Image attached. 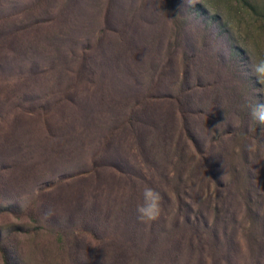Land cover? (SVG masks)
I'll list each match as a JSON object with an SVG mask.
<instances>
[{
  "label": "rangeland",
  "instance_id": "rangeland-1",
  "mask_svg": "<svg viewBox=\"0 0 264 264\" xmlns=\"http://www.w3.org/2000/svg\"><path fill=\"white\" fill-rule=\"evenodd\" d=\"M110 1L0 0V27L21 32L16 45H4L0 38V264H149L146 260H131L122 249L117 250L126 242L125 233L121 231L117 235L110 225L94 219L93 213L99 209L93 204L92 193L99 190L95 197L102 207L100 212L105 214L109 208L107 198L121 193V187L116 192L109 189V184L116 187L120 181L123 186L125 181L121 182V176L106 171L100 178H90L89 189L80 181L82 172L96 163L98 167L116 166L125 156L130 159L118 139H113L107 152L101 145L108 139L109 131L121 134L123 121L137 115L133 112L134 103L147 94L159 99L175 97L184 84L194 88L201 83V86H213L218 92L224 88L226 91L221 92H226V98L221 95V103L211 108L214 111L210 115H222L227 125L215 128V124L210 125L201 117L190 122L203 152L212 134L222 138L227 133L238 134L237 148L240 149L250 144L258 147L256 142L247 144L245 140V135L256 131L264 144V124L251 115L253 106L264 103V83L258 82L252 72V66L264 60V0H121L120 9L113 3L111 6ZM65 11L66 20L61 17ZM122 20L127 24L125 30L120 29ZM52 21H56L55 26ZM42 22L46 26L44 32L36 29ZM112 23L117 34L102 37L100 33L112 28ZM73 25L77 26L71 34L77 40L72 44L76 51L89 46L93 54L88 62L95 66L100 81L95 90L102 87L109 97L105 110L97 105L93 107L91 96L96 92L90 95L89 90L94 87L81 88L79 81L74 86L76 79L62 77L64 70L74 71L77 65L71 57L61 64V74L54 73L64 80L60 84L63 87L55 86L51 75L43 74L48 70V60H44L42 51L46 41L49 37L69 36ZM119 35L127 37L129 44L146 60L138 70H130L134 63L131 60L128 63L126 58L118 60ZM105 58L112 60L110 65L102 63ZM161 72L162 81L158 79ZM36 73L43 75L42 79L36 80ZM53 86L57 94L54 100L50 95ZM202 92L197 91V99L203 98ZM189 95L190 98L181 96L182 105L188 106L189 111L192 105L198 114L208 110ZM31 104L39 112L48 108L50 113L35 117L28 116L27 112L22 114L20 108L27 109ZM236 107H240L244 116ZM155 108L151 109L153 124L146 120V112L136 117L153 127L144 131L155 136L146 146L150 156L156 158L161 156L156 141L161 138L158 132L164 127L160 123L163 116L169 126L175 121L176 129L183 123L178 111H173L172 118L171 104ZM220 108L229 113L216 114ZM94 116L99 128L92 125ZM64 124L74 127L57 130V126ZM57 141H62L67 149L73 148V152L62 156L57 151L59 145L53 146V150L52 145ZM45 145L55 154H48ZM186 151L189 153V149ZM255 151L246 154L243 161L233 160L245 165L253 176L257 165ZM175 152L182 151L177 148ZM260 168L264 172V164ZM262 175H258L259 179ZM260 188L254 187L252 191L247 188L249 197L258 204L254 209L255 223L245 203L240 201L238 209H233L240 224L234 232L240 239L238 253L227 256L229 251L226 255L219 230V237L210 241V247L191 255L186 251V244L181 248L178 240L166 241L165 246L172 250L169 261L173 264H262L261 251L254 260L247 251V236L255 224L264 223V189ZM74 210L77 217L74 221L68 220L67 216ZM214 217L211 215V224ZM222 221L225 222L224 217ZM219 245L220 249L215 251Z\"/></svg>",
  "mask_w": 264,
  "mask_h": 264
},
{
  "label": "trees",
  "instance_id": "trees-1",
  "mask_svg": "<svg viewBox=\"0 0 264 264\" xmlns=\"http://www.w3.org/2000/svg\"><path fill=\"white\" fill-rule=\"evenodd\" d=\"M112 3L116 8L120 9L121 0L110 1L111 6ZM61 17H64L65 20L67 19L66 11L62 12ZM50 23L51 19L47 26ZM124 23L125 21L122 20L119 24L122 30L127 28V24L124 25ZM40 25L42 26H37L36 29L44 32L46 26L44 27L43 22ZM52 25L55 26L56 21H52ZM76 29L77 26L73 25L70 27L69 36L48 38L45 43V48L42 49L44 60H48L46 61V69L48 70L43 74L51 75V81L55 80V86L58 84L63 87L64 85H60L64 83V80L61 78L65 76L66 80L70 78L77 80L74 81V86L77 85L79 81L81 88H87L88 86L94 87L92 90H89L91 91L90 95L92 91L96 92L91 96L94 98L92 103L93 107L95 108L97 105L100 110H105L104 107L109 103V97H107V93L103 91L104 89L102 87H98L99 89H97V91L95 90L100 81L95 66L88 62V57H93L89 46L81 51H76L75 45H72L77 42L76 37L73 38V36H71ZM114 30H116V26L112 23V28H105L100 35L105 37V35L109 33L117 34ZM24 33H28V31L24 30ZM120 35H122V33ZM120 35L117 40L119 41L118 47L121 48L119 51L121 53H116L118 60L121 61L126 58L127 60L125 63L131 60L134 63L130 66V70H138L139 65L145 64L146 60L144 61L141 53L135 50L132 44H129V41L126 40L128 39L127 37L124 39L122 38L123 36ZM20 36V30H6L0 27V38L4 42V45L6 43H9V45L12 43L16 45V43L20 42ZM69 57L76 61L75 64L77 65H75L74 71H72L71 68L64 70L60 78L56 74L62 73V71H59V68H61V64L64 63L65 59L67 60ZM111 62V59L105 58L102 63L108 66ZM130 70L129 72L132 73ZM57 71L59 72L57 73ZM34 76L36 80H40V78L42 79L43 77L40 73H36ZM162 77L163 72L160 73L158 79L162 81ZM34 83L35 81L33 80V84ZM222 89L226 91V89ZM222 89L219 91L221 92ZM197 91H200V93L203 91V98H199L198 96L197 99L195 96L198 95ZM225 91L224 94L222 92L220 94L213 86H201V83H199L194 88L184 84L175 97H160L159 99L147 94L134 103V113L141 115L142 112H146V120L153 124L154 121L152 118H154V116H152L153 113L151 109H156V105L161 108L162 105L167 103L171 104L172 118L175 116L173 111H175V113L178 111L181 117L180 122L183 123L180 129H176L174 127L175 121L172 122V126H169L168 123H166L168 119L165 116L160 120V123L164 127L158 132V137L161 138L156 141L158 144L156 148L160 150L161 156L156 158L155 156H150L146 142L150 141V139L154 141L153 137L155 136L144 130L153 129V127L149 124L140 122L136 115L135 117H130L123 121L121 125L123 130H121V134L115 131H109L108 139L105 138L101 145V149L107 152L111 150L110 144L113 142V139H118V142L122 143L123 148H126L125 150L128 151V157L130 159H127L125 156L123 161L119 159L120 162H122L121 164L119 162L116 166L107 165L105 167H98V164L94 161V163H96L94 166L82 172L83 174L80 176V181L85 183L86 189L90 187V178H100V176L105 175L106 171L116 172L121 176V182L125 181L123 182V186H121L122 183L120 184V181L117 182L119 185L116 184V187L115 185L112 186L111 183L109 184V189L112 188L116 192H118L116 190L117 187H121V193H117L118 195H116V197L111 196L107 198L109 208L105 214L100 212L102 207L97 202V197H95L99 190L96 189L91 196L95 195L92 197L94 198L93 204L99 209L93 213L95 215V221L98 222L99 220L100 224L106 226L110 225L117 235L121 234V231L125 233L124 239L126 242H122L121 248L118 247L117 250L122 249L121 252L131 257V260L135 259L136 262L146 260L149 261V264H173L169 261L172 250L165 246L166 241L173 242L178 240L177 243L181 245V248L184 247L182 244H186L188 247L186 251L191 255L195 252L197 253L199 250L202 252L204 247H210V241L216 236L219 237V230L222 232L223 237V244H221V246H223L226 255L229 251L231 252L227 256H232V254L238 253L240 248V239L239 237L237 238L234 233L240 228V224L238 223V218L233 209L237 210V205L241 201L245 203L244 205L247 212L253 216L254 223L257 220V214L254 212V209L258 208V204L255 201L253 202L248 195L249 190L251 189L252 191L254 187H262V189H264V172L261 171L260 168V164H264V144L259 136L256 135V131L251 132L250 136L245 135L247 144L248 141H252L256 142L258 145L255 151L257 154L255 163H257V165L254 168L253 176L252 173L249 174L246 171L245 165L234 163L239 159L243 161L242 158H244L246 154L251 153L247 150V147L240 146V149L237 148L239 140L238 134L227 133L224 135V138L221 136L216 137L212 134L211 141L206 147V151L203 152L199 142L200 139L196 133L193 132L192 126H190L191 120L193 119V121H195V119L199 117H201L202 121L207 119L210 125L215 124V128L218 127L221 129V126L227 125L222 115L218 117H212L210 115L211 111H214V109L211 110V108L215 104L221 103V95L226 98ZM189 94H191L194 102L197 99L200 105L202 107H207L208 110L200 111L198 114L194 111L192 105L191 111H189L187 108L188 106L182 105L181 97L186 96L190 98ZM50 95L52 100L57 97L54 86L51 88ZM34 106L35 104H31L27 109L21 107L20 109L23 111L21 113L26 114L27 112V115L31 117L37 115L45 116V113H50V109L48 108L43 109V112H39ZM99 108H96V110ZM222 108H220L216 114L229 113L224 112L226 109L222 110ZM236 109L244 116L240 107H236ZM209 110L210 112L208 113ZM168 111L170 110L168 109ZM89 121L90 119H88V122ZM92 125L98 127L95 116L93 117ZM57 127V130L60 129L62 131L68 130V128L72 129L74 126L64 124ZM116 127H118V125H116ZM116 127L115 129H117ZM177 137L178 141L176 143L175 140ZM230 144H232V149H229ZM56 145H59L60 150L57 151L61 153L62 156H66L73 152V148L67 149V146H65L62 141H57V143L52 145V148ZM107 146H109L108 149ZM45 148L48 154H55L50 151L47 145H45ZM177 148L181 149L182 152L176 153L175 151ZM187 149H189V153L186 154ZM53 150L55 149L53 148ZM139 160H141L142 163H140ZM28 165L30 164H27V166ZM228 170L232 172L228 174ZM169 171H171L173 178L170 177ZM258 175H262V178L259 179ZM227 180H229L228 183L226 182ZM248 186L250 187L249 190H247ZM145 187L153 188L162 196L161 216L156 221L149 223L141 222L137 214V207L143 204V191ZM69 200H67V203H69ZM99 200L101 199L99 198ZM70 208L73 210L72 207ZM229 211H233V213L231 214ZM102 215H106L107 217L103 218ZM211 215L215 216L212 224L210 220ZM226 216H228V219H226ZM67 217L69 218L68 220L71 219L74 221L77 217L75 216V210ZM223 217L225 222L222 221ZM229 231L230 233L227 234ZM155 234L160 235L156 237ZM242 238L244 239L243 236ZM247 238L249 239L247 251L252 255V260L257 259L256 255L260 251V256H263L264 259V223L261 222L260 225L255 224L252 232ZM219 249L220 245L219 248L216 247L214 250L218 251ZM215 253H213V257H215ZM197 262H200V260ZM262 264H264V260Z\"/></svg>",
  "mask_w": 264,
  "mask_h": 264
},
{
  "label": "clouds",
  "instance_id": "clouds-1",
  "mask_svg": "<svg viewBox=\"0 0 264 264\" xmlns=\"http://www.w3.org/2000/svg\"><path fill=\"white\" fill-rule=\"evenodd\" d=\"M252 72L256 75L258 82L264 83V60L252 66ZM251 115L259 123L264 124V103H258L252 107ZM247 150L253 152L256 150L255 145H248ZM162 196L151 187H145L143 191V204L137 207L138 219L141 222L149 223L156 221L161 216Z\"/></svg>",
  "mask_w": 264,
  "mask_h": 264
}]
</instances>
